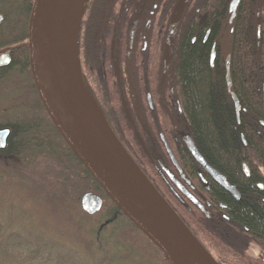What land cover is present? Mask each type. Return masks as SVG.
<instances>
[{"label": "trees", "instance_id": "trees-1", "mask_svg": "<svg viewBox=\"0 0 264 264\" xmlns=\"http://www.w3.org/2000/svg\"><path fill=\"white\" fill-rule=\"evenodd\" d=\"M32 1L0 0V51L8 49L11 54L10 64L0 68V83L9 70L15 71L17 77H23L24 83L27 81L25 97L13 95L14 108L25 115L0 122V127L10 128L7 144L0 149V264H11L12 255L22 261L20 264H65L60 250L56 253L39 246L33 236L22 233V227L14 228L13 214L24 202L19 186H22L26 198L32 199L31 194L34 193L36 199L37 194H42L40 202L33 199L31 202L41 215L33 217L25 211L40 229L34 235L48 233L49 226H53L51 229L68 230L74 240L83 241L80 247L88 256L86 264H174L105 195L44 111L29 72L27 30ZM105 8V0H83L76 33V58L81 81L86 89L90 84L101 94H107L98 75L101 67L98 56H103L104 49L98 47L96 41L109 27L108 10L105 13ZM219 11H213L210 21L220 18ZM237 19L232 33L224 30L221 34L225 40L234 41L230 74L239 104L245 108L239 114L245 146L239 139L238 130L232 129L235 112L224 93L223 69H218L215 79L212 78L207 46L200 48L198 39L192 47L186 42L176 68V89L199 147L208 160L246 194L239 201L230 198V219L236 223V228L222 221V225L214 229L195 207L190 205L177 209L174 204L168 205L218 264H264V188L260 190L255 185L258 181L264 185V180L254 167H264V127L257 122L258 119L264 122L260 90L264 80V35L259 33L257 36L256 31L250 28L256 16L248 14L243 5ZM213 35L212 29L209 38ZM159 73L160 70L158 76ZM173 74L169 63L166 83ZM30 109H35V115L27 116L25 112H30ZM245 120L250 123H245ZM41 159L55 161V165L48 166L40 179H31L30 193L25 181L26 176L31 175L28 167L39 164ZM242 162L247 163L249 177H244L241 172ZM45 188H48L46 192L43 191ZM86 190L102 200L96 212L89 213L80 205L81 195ZM14 198L16 202H13ZM5 208L6 213L2 212ZM250 245L257 249V255L248 251ZM95 258L99 260L94 262Z\"/></svg>", "mask_w": 264, "mask_h": 264}, {"label": "flooded vegetation", "instance_id": "flooded-vegetation-1", "mask_svg": "<svg viewBox=\"0 0 264 264\" xmlns=\"http://www.w3.org/2000/svg\"><path fill=\"white\" fill-rule=\"evenodd\" d=\"M232 1L105 0L104 12L108 10L109 27L102 31L96 44L104 49L103 56H98V60H101L98 75L107 94L97 92L90 84L87 88L117 142L153 188L177 209L190 205L194 207L181 193L180 186H183L206 209L204 215L196 208L214 229H218L222 221L236 228V223L230 219L231 199L239 201L246 194L225 172L210 162L199 147L176 89V68L186 42L187 46L192 47L198 39L200 48L207 46L212 78L215 79L218 69H223L224 93L235 112L232 129L238 130L239 139L245 146V136L239 125L240 111L245 108L239 104L238 92L232 85L230 74V54L234 51V41L225 40L221 32H233L238 21L237 14L243 5L248 14L256 16L250 28L256 31L257 36L259 33L264 35V0H239L235 8H231ZM218 10L220 18L210 21L213 11ZM170 28L172 34L167 65L171 64L174 74L166 83V71L163 75L162 69ZM212 29L214 35L209 38ZM178 36L182 38L177 39ZM2 54L9 57L6 66H2L3 60H0V68H6L11 62V54L8 49L0 51ZM260 90L264 107V80ZM233 95L238 101V110ZM244 122L250 123L249 120ZM257 122L264 127L261 119ZM257 133L260 134V131ZM186 138L192 142L205 164L223 176L230 190L219 184L213 173L194 159L185 143ZM241 167L244 177H249L247 163L242 162ZM254 167L264 180V167ZM255 185L260 190L264 188L262 182L258 181ZM256 251L255 248L253 252Z\"/></svg>", "mask_w": 264, "mask_h": 264}, {"label": "water", "instance_id": "water-1", "mask_svg": "<svg viewBox=\"0 0 264 264\" xmlns=\"http://www.w3.org/2000/svg\"><path fill=\"white\" fill-rule=\"evenodd\" d=\"M238 1L239 0H233L231 2V8H235ZM61 2L62 0H33L28 21L27 44L30 73L36 93L46 114L62 140L69 147L90 176L100 186L105 195L126 217H128V219L136 225V227H138L139 230L152 240V242L165 254V256L172 261V263L209 264L204 257L194 251V246L191 242L195 243L209 258L211 257L200 247L173 211L165 204L154 188L134 166L108 128L104 126L109 137L120 150L122 156L134 168L135 172H137L148 188L152 190L153 194L156 195L157 198L178 219L183 228L187 231L190 242L187 239L179 237L173 233L147 207L136 201L133 196H130L121 187H119L98 156L95 154L93 148L83 134V131L79 129L72 118L69 110L63 104L57 91V86L54 80L55 76L52 73V64L49 56V37ZM170 34H172L171 28L167 35L166 47L164 51L162 69L163 75L165 74L167 68V52ZM0 60H3L1 62L2 66H6L9 63V57L7 54L0 55ZM227 84L228 86L230 85L229 78H227ZM233 100L236 105V109L238 110L239 104L234 95ZM87 105L89 110L93 112L90 105L88 103ZM9 134L10 128H0V149L5 148ZM185 143L194 159L202 167L209 169L219 184L230 190V187L224 180L223 176L205 164L202 157L199 155L196 148L188 138L185 139ZM180 187L181 193L187 196L193 205L206 215V209L201 205V203L193 198V196L187 192L183 186ZM101 202V198L91 192L83 194L80 199L82 209L89 213L97 211Z\"/></svg>", "mask_w": 264, "mask_h": 264}, {"label": "bare ground", "instance_id": "bare-ground-1", "mask_svg": "<svg viewBox=\"0 0 264 264\" xmlns=\"http://www.w3.org/2000/svg\"><path fill=\"white\" fill-rule=\"evenodd\" d=\"M80 2L81 0H62L49 37L50 62L59 96L119 187L147 207L173 233L189 241L187 231L178 219L125 160L103 123L88 108V99L80 83L75 57V30ZM191 243L197 254L209 264H215L195 243Z\"/></svg>", "mask_w": 264, "mask_h": 264}, {"label": "rangeland", "instance_id": "rangeland-1", "mask_svg": "<svg viewBox=\"0 0 264 264\" xmlns=\"http://www.w3.org/2000/svg\"><path fill=\"white\" fill-rule=\"evenodd\" d=\"M14 72L15 71L13 70L7 71L5 78L0 83V85L2 86L0 87V122L6 121L7 119H9V117L14 118L17 116L25 115V114H22L23 112L21 110L14 108L15 101L13 99V95L16 93L18 94L17 97H20V96L25 97V95L27 94L26 87H25V85L27 84V81L25 80V83H24L23 77H21L20 75H18L17 77V75ZM24 101L25 100L23 99L22 102ZM90 103L92 102L90 101ZM29 111L30 112H25V113H28L27 116H29V114L35 115V109H30ZM39 158L40 157H38L37 159ZM54 162L55 161H46L45 159H41V162L39 164L34 163L28 167L29 169L28 172L31 173V175L26 176L25 181L30 190V193L32 192V180L31 179H34L33 177L35 178L37 177V179H40L42 176H44L45 169L48 166L55 165ZM47 189L48 188H45L43 191L46 192ZM22 190H23L22 186L21 187L19 186V193L24 198V202L23 204H21L20 209L18 211H15L13 214V218L15 221V223L13 224L14 228L18 229L22 227V231H23L22 233H24L25 236H30V237L33 236L36 239L39 246H44L50 249L52 252H56V253L58 250H60L59 253H61L62 256L64 257L63 263L65 264H86V261H88V256L86 255V252L83 251L84 249L80 247L83 241H81V239L74 240L73 237L71 236V233L68 230L51 229L53 228V226H49V228L47 229V232L50 234L43 233V234H36V236L34 235L35 232L40 229H37L33 221V217L40 216L41 213L39 210H37L31 205V202H32V199L40 202L42 194L41 193L37 194V198L35 199V197H33L34 193H32L31 194L32 199H30V198L25 197L24 195L25 192L24 190L23 191ZM87 192H90V191L86 190L83 192V194ZM13 202H16V198L13 199ZM8 203L9 202L7 201L6 205ZM6 209L7 208L3 209L2 212L6 213L7 212ZM25 211L33 214V217L27 214ZM254 249H255L254 247H250L248 251L250 250L249 252H252V254L257 255L258 252L257 251L253 252ZM18 259L19 258L13 257L12 255L11 264L22 263V261H19ZM98 260L99 258L98 259L95 258L93 261L96 262ZM90 263L92 262L90 261Z\"/></svg>", "mask_w": 264, "mask_h": 264}]
</instances>
